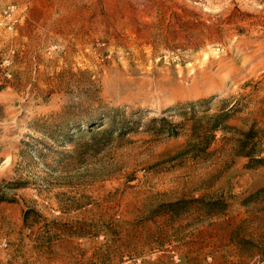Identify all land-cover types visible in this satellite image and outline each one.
<instances>
[{
	"label": "rangeland",
	"instance_id": "obj_1",
	"mask_svg": "<svg viewBox=\"0 0 264 264\" xmlns=\"http://www.w3.org/2000/svg\"><path fill=\"white\" fill-rule=\"evenodd\" d=\"M251 129L264 0H0V264H264Z\"/></svg>",
	"mask_w": 264,
	"mask_h": 264
},
{
	"label": "trees",
	"instance_id": "obj_2",
	"mask_svg": "<svg viewBox=\"0 0 264 264\" xmlns=\"http://www.w3.org/2000/svg\"><path fill=\"white\" fill-rule=\"evenodd\" d=\"M212 119V128L214 130L216 129H229L226 125L227 121L230 119V116L228 113H219L211 117ZM164 122V120H162ZM175 127V126H173ZM102 133H105L103 131ZM176 135V133H175ZM90 137H94V135L90 132L89 133ZM257 145L253 141V134H252V129L248 130L245 133H241V139L238 140V153L243 154L245 157L248 158V164L251 165L252 167H257V166H264V156L260 157L259 153L256 151ZM245 152V153H244ZM4 199L1 198L0 201H3ZM28 212H25V217Z\"/></svg>",
	"mask_w": 264,
	"mask_h": 264
}]
</instances>
